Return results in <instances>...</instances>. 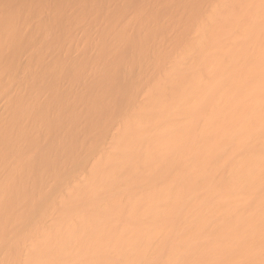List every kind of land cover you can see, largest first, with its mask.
<instances>
[{"label": "bare ground", "instance_id": "obj_1", "mask_svg": "<svg viewBox=\"0 0 264 264\" xmlns=\"http://www.w3.org/2000/svg\"><path fill=\"white\" fill-rule=\"evenodd\" d=\"M0 95V264H264V0H0Z\"/></svg>", "mask_w": 264, "mask_h": 264}, {"label": "rangeland", "instance_id": "obj_2", "mask_svg": "<svg viewBox=\"0 0 264 264\" xmlns=\"http://www.w3.org/2000/svg\"><path fill=\"white\" fill-rule=\"evenodd\" d=\"M79 29H80V28H79ZM80 30H81V29H80ZM80 32H81V31H80ZM21 56H22V58H21V57H20V58H21L22 60H24V59L26 60V59H28V58H26V57H29V55H27V54H26V55H21ZM23 56H24V57H23ZM20 58H19V62H20V64H21L22 66H24L25 64H27V62H29V61H27V60H26V61L24 60V61H23L24 63H23V62H21V59H20ZM48 58H50V56H49ZM25 62H26V63H25ZM0 96H1V95H0ZM4 97H5V96H3V99H4ZM4 101H5V99H4ZM3 103H4V105H5V102H3L2 100H0V113L3 112L2 108L4 109V105H3Z\"/></svg>", "mask_w": 264, "mask_h": 264}]
</instances>
